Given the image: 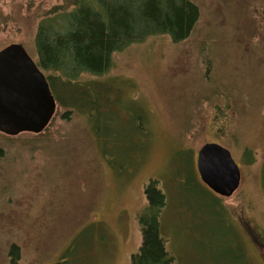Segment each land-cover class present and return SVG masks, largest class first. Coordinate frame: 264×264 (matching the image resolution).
Segmentation results:
<instances>
[{
    "label": "rangeland",
    "instance_id": "rangeland-1",
    "mask_svg": "<svg viewBox=\"0 0 264 264\" xmlns=\"http://www.w3.org/2000/svg\"><path fill=\"white\" fill-rule=\"evenodd\" d=\"M64 1L0 0V51L23 44L37 62L38 24ZM192 1L201 18L190 38L131 44L101 78L116 101L104 133L139 119L142 148L103 144L78 113L56 115L49 142L0 132V264H132L151 181L166 195L161 237L173 264H264V0ZM208 142L241 168L231 197L199 175Z\"/></svg>",
    "mask_w": 264,
    "mask_h": 264
},
{
    "label": "trees",
    "instance_id": "trees-1",
    "mask_svg": "<svg viewBox=\"0 0 264 264\" xmlns=\"http://www.w3.org/2000/svg\"><path fill=\"white\" fill-rule=\"evenodd\" d=\"M200 18L201 8L192 0H65L53 8L39 22L34 41L37 63L60 108L56 115L66 121L74 113L86 117L103 144L114 137L115 143L125 147L142 148L147 137L142 135L139 119H128L120 133L109 137L104 133L113 122L111 109L116 101L112 99L113 87L101 78L112 68L114 53L158 34L169 35L174 43L184 41L193 34ZM47 130L28 140L49 142ZM2 152L0 148V156ZM145 194L148 207L140 218L143 243L132 264H173L161 237L166 195L157 181L148 184ZM255 241L260 247L264 245L258 238ZM10 254L17 260L20 247L14 244Z\"/></svg>",
    "mask_w": 264,
    "mask_h": 264
},
{
    "label": "water",
    "instance_id": "water-1",
    "mask_svg": "<svg viewBox=\"0 0 264 264\" xmlns=\"http://www.w3.org/2000/svg\"><path fill=\"white\" fill-rule=\"evenodd\" d=\"M56 107L46 74L25 46L13 43L0 51V132L12 137L40 134ZM197 168L202 181L220 196L231 197L240 188L241 168L219 143L208 142L200 148Z\"/></svg>",
    "mask_w": 264,
    "mask_h": 264
},
{
    "label": "flooded vegetation",
    "instance_id": "flooded-vegetation-1",
    "mask_svg": "<svg viewBox=\"0 0 264 264\" xmlns=\"http://www.w3.org/2000/svg\"><path fill=\"white\" fill-rule=\"evenodd\" d=\"M56 99V98H55ZM56 102H57V100H56ZM58 109H60L59 108V105H58V102H57V107H56V111L54 112V115L52 116V119H51V121L47 124V127L41 132V133H44L48 128H49V126L52 124V121L54 120V118H55V116H56V113H57V111H58ZM2 133V132H1ZM24 133H28V132H24ZM29 133H31V132H29ZM4 134V133H3ZM23 134V133H22ZM33 135H37V134H35V133H32ZM6 135V134H5ZM7 136H9V135H7ZM12 137V136H11Z\"/></svg>",
    "mask_w": 264,
    "mask_h": 264
}]
</instances>
